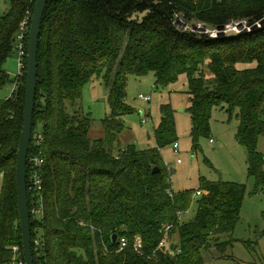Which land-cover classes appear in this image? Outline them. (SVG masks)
<instances>
[{
	"label": "trees",
	"instance_id": "obj_1",
	"mask_svg": "<svg viewBox=\"0 0 264 264\" xmlns=\"http://www.w3.org/2000/svg\"><path fill=\"white\" fill-rule=\"evenodd\" d=\"M36 1L10 0L0 16V86L19 84L17 94L0 104V264H11L15 257L25 260L16 166L27 76L25 67L11 78L4 63L17 54L16 36L27 16L31 25ZM175 14L215 29L236 20L263 19L264 0L49 1L28 158L35 264H205L206 250H224L230 243L220 238L234 235L246 185L203 178L195 216L180 219L179 211L191 206L192 192L173 191L162 153L177 142L171 103L161 106L157 146L129 144L115 150L127 127L124 116L135 112L127 101L132 75L154 72L157 87L186 75L196 151L200 140L211 136L214 108L231 115L237 111L236 138L248 149L256 191L264 189V154L258 149L264 135V29L224 39L199 37L178 30ZM251 63L256 65L240 67ZM100 77L111 113L102 120L104 136L93 139V116L79 102L86 85ZM36 156L44 159L40 192L31 188L29 177L30 159ZM122 238L128 241L124 248ZM164 240L172 241L173 252L161 246Z\"/></svg>",
	"mask_w": 264,
	"mask_h": 264
},
{
	"label": "rangeland",
	"instance_id": "obj_2",
	"mask_svg": "<svg viewBox=\"0 0 264 264\" xmlns=\"http://www.w3.org/2000/svg\"><path fill=\"white\" fill-rule=\"evenodd\" d=\"M10 0H0V16L8 11ZM186 17L174 15V26L184 32L214 38L200 30L193 29V23H188ZM263 26L254 32L257 34ZM212 28V27H211ZM230 33L218 35L217 38H230ZM256 63L240 64V67H253ZM4 69L15 78L21 73L19 56L14 54L4 63ZM154 72L145 76H130L128 81L127 101L135 108V112L124 116L126 129L115 144L118 152L120 147L136 145L140 149L157 146L155 128L162 118L161 106L171 103L175 111L176 137L179 149L176 151L171 144L162 150L164 161L170 173L172 189L175 193L192 192V203L184 214L183 219L189 220L195 216L200 196L203 178L212 181H232L246 185V194L240 213V220L233 237L223 235L220 241H229L224 250L212 247L204 252L205 264H263L264 263V189L256 191V181L249 174V152L246 146L237 138L239 119L237 111L232 115L221 107L213 109L211 118V136L202 138L196 151L193 147L192 118L189 112L191 96L188 93V80L182 75L175 84L166 87L155 85ZM14 83L0 86V104L10 97ZM150 96L151 101L140 98V95ZM80 107L92 114L94 122L91 130L93 139L104 136L102 120L111 113L108 102V88L103 77L95 78L84 89V98L79 102ZM150 117L149 121L143 119ZM215 140L212 143L210 140ZM258 149L264 154V135L259 138ZM179 159L181 162H179ZM3 186V175H0V194ZM176 237H178L176 235ZM175 237V238H176Z\"/></svg>",
	"mask_w": 264,
	"mask_h": 264
},
{
	"label": "water",
	"instance_id": "obj_3",
	"mask_svg": "<svg viewBox=\"0 0 264 264\" xmlns=\"http://www.w3.org/2000/svg\"><path fill=\"white\" fill-rule=\"evenodd\" d=\"M50 0H37L31 17L26 65V101L22 133L18 145L16 187L22 229L25 264H35L28 188V158L33 138L34 114L39 72V46L44 14ZM157 167L155 171H159ZM117 235H114V240Z\"/></svg>",
	"mask_w": 264,
	"mask_h": 264
},
{
	"label": "built area",
	"instance_id": "obj_4",
	"mask_svg": "<svg viewBox=\"0 0 264 264\" xmlns=\"http://www.w3.org/2000/svg\"><path fill=\"white\" fill-rule=\"evenodd\" d=\"M29 22H30V16H27L22 22L20 30L16 36L15 50L19 56V66L21 68L20 75L23 74V69L26 67L25 59L27 58V53H28V40L26 38L29 35V30H30ZM262 22H264V18L261 20H257V21H249L245 19L236 20L231 23H228L227 25L223 27L215 28V29L207 28L203 22H195L194 24H192L193 25L192 27L195 30H200L204 34H209L212 37H217L218 35H224V33L226 34L230 33L231 35H237L245 31L254 32L256 30H259L263 26ZM18 88H19V84L15 83L10 96L17 94ZM140 98L146 101H151V97L145 96L144 94H141ZM149 119L150 117L147 115V117L143 119V122H147L149 121ZM213 141L214 140L211 139V142ZM173 147L177 151L179 149V143L175 142ZM43 160L44 159H42L39 156H36L30 159L29 177H30L31 188L38 192L42 191L43 189V177H42L41 169H40V165L43 163ZM179 162H181L180 159H179ZM197 195H201V192L198 191ZM33 212H36V210H34ZM185 213H187V211H179L178 214H179L180 219H183V216ZM170 229L171 227H167L166 231H169ZM127 245H128L127 239L122 238L121 239L122 248H124ZM135 246H136V249H139L142 247V241L140 238H137ZM161 246H166L167 248H169L170 253L174 251L172 249V241L170 240H164L163 242H161ZM13 250L15 253H18L20 251V247L18 245H15L13 247ZM11 264H25V260L15 257L14 261Z\"/></svg>",
	"mask_w": 264,
	"mask_h": 264
},
{
	"label": "crops",
	"instance_id": "obj_5",
	"mask_svg": "<svg viewBox=\"0 0 264 264\" xmlns=\"http://www.w3.org/2000/svg\"><path fill=\"white\" fill-rule=\"evenodd\" d=\"M159 123H160V122H159ZM158 125H159V124H158ZM158 125H157V126H158ZM157 126H156V127H157ZM211 139H213V138H211ZM213 140H214V139H213ZM210 141H211V140H210ZM214 142H215V140H214L212 143H214ZM173 146H174V145H173ZM198 196H200V195H198Z\"/></svg>",
	"mask_w": 264,
	"mask_h": 264
}]
</instances>
